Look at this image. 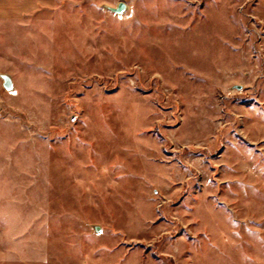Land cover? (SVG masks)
<instances>
[{"label":"rangeland","instance_id":"1","mask_svg":"<svg viewBox=\"0 0 264 264\" xmlns=\"http://www.w3.org/2000/svg\"><path fill=\"white\" fill-rule=\"evenodd\" d=\"M0 264H264V0H0Z\"/></svg>","mask_w":264,"mask_h":264},{"label":"water","instance_id":"2","mask_svg":"<svg viewBox=\"0 0 264 264\" xmlns=\"http://www.w3.org/2000/svg\"><path fill=\"white\" fill-rule=\"evenodd\" d=\"M109 11L117 14V15H122L126 10H127V5L125 3H120L117 7H106ZM5 79V83H4V87L6 90L10 91L13 89V84H12V81L7 78V77H4ZM98 231V230H97Z\"/></svg>","mask_w":264,"mask_h":264}]
</instances>
